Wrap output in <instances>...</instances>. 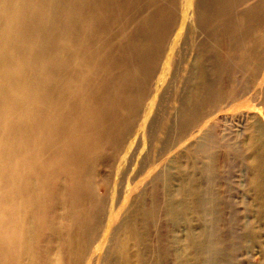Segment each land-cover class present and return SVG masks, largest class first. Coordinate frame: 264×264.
<instances>
[{"label":"bare ground","instance_id":"bare-ground-1","mask_svg":"<svg viewBox=\"0 0 264 264\" xmlns=\"http://www.w3.org/2000/svg\"><path fill=\"white\" fill-rule=\"evenodd\" d=\"M174 2L148 0L145 23L150 31L159 30L151 73L175 59L184 25V37H191L185 8L181 20L171 18ZM55 3L0 0V264H132L134 260L136 264H252L246 258L256 255V264H264V111L230 113L215 100L229 91V100L238 97L234 84L220 85L221 75L233 78L228 61L232 55L251 71L264 66V0H216L208 7L203 24L219 57L213 61L216 74L210 73L211 59L200 54L187 79L190 87L181 108L190 129L181 132L186 138L178 144L192 141L175 156L190 152L192 169L186 180L177 177L176 182L171 166L162 163L156 176L160 156L148 151L133 172L134 177L145 169L147 173L131 187L128 174L134 170V157L138 159L133 143L140 140L138 130L150 116L151 104L144 103L151 90L137 95L126 116L115 121L114 135L102 139L103 114L113 105L111 94L105 95L104 89L103 97L88 94L100 79L99 72L91 67L78 77L74 66L79 55L64 46L70 36L54 13ZM63 18L68 20L66 14ZM66 26L70 29V24ZM74 36L70 47L80 43V34ZM67 54H71L70 68H66ZM103 74L106 81L109 72ZM225 88L229 90L222 92ZM253 90L262 91L258 83ZM202 103L211 106L201 109ZM237 115L252 119L246 125V146L243 143L240 150L250 158L253 187L248 190L253 196L235 220L225 217L220 191L204 188L197 174L215 170L220 153L214 149L222 148L221 142L215 144L210 128L222 117ZM149 175H153L150 184L162 185L160 206L168 227L165 235L157 236L154 257L147 253L145 242L157 222L158 202L151 198L148 204L143 193L147 185L131 196ZM132 243L137 245L135 251Z\"/></svg>","mask_w":264,"mask_h":264},{"label":"rangeland","instance_id":"rangeland-1","mask_svg":"<svg viewBox=\"0 0 264 264\" xmlns=\"http://www.w3.org/2000/svg\"><path fill=\"white\" fill-rule=\"evenodd\" d=\"M92 1L93 2L90 0H57V3L52 4V7L55 9L54 13L61 18L60 24L62 26L63 23V27L65 28L64 33L66 32V35L70 36V38L65 39L64 46L68 49H72V55L76 54L77 57L79 55V64H75L74 66L76 71L81 72L77 73L78 77H82L81 75L84 74L85 70L88 68L89 71L91 67H96L97 72H99L100 79H97L96 83H94L90 89L91 91H87L88 94L92 92L91 94L103 97L104 95L102 92H104V90L105 95L111 94L113 105L103 114L104 124L102 139L104 138L107 140L114 135L115 131L113 132V129L116 126L115 121L126 116L131 101L141 92L144 93L151 90L149 92H151L152 95L150 93V98L148 97L144 103L148 105L149 103L151 104L149 105L151 106L150 116L146 119L145 124L138 130L140 140L136 139L133 143L134 147H138V159L135 156L132 162L131 167L134 168V170H131L129 173L130 175L128 174V182L131 183L129 186L133 185L140 177L143 179L147 173L145 169L143 171L144 174L142 172L138 177H134L136 171L139 169L140 161L145 154L152 155L157 153L158 156H160L159 161L161 167H158L159 169L157 168L154 175H159L160 169H162L164 165L169 164L174 180H176L177 177L186 180L192 169V161L190 160L191 154L187 152L175 157L176 153L184 150L186 145L192 141L188 139L186 143L182 144L183 147L180 145L186 138V136L184 139L181 137V132L190 129V125L187 124L188 122L185 123V120L182 119L181 108L185 104V93L190 87V83L187 82V79L191 76L192 69L195 66V60L200 54L205 53L206 58L209 57L211 59L210 62L207 61L208 67L212 76L216 74V65L213 61L219 59V57L216 58V49L213 45L214 41H212L208 29H206L203 24L206 10L211 4H215L216 0H174L173 7H175L173 8L174 13L171 18H173V21L181 20V14L184 12L185 8L188 19H190L192 24L191 37H184L185 32H187V25H184L185 27L183 26L184 28L180 29L182 33L181 37L183 38L175 45V59L171 58V61H169L167 65L163 64V66H161V63L159 65L160 68H156L153 73H151V69L154 70L155 63L151 56L153 55L155 40L157 38L155 36L159 30L152 32L147 28L148 25L145 23L148 0ZM199 10L201 13H199ZM73 11L75 12L72 14ZM64 14H66L68 20L62 19ZM70 15L72 17H70ZM171 22L172 20L168 22L167 25L173 23ZM66 24H70V29H66ZM75 33L80 34V45L78 44L77 47H70V42L76 36H74ZM166 46H169V43H166ZM83 49H85V51ZM168 49L170 50L169 47L167 51ZM98 53L101 54L99 55ZM223 54L225 53L223 52ZM251 56L252 54H250L249 59H253ZM67 57L68 61L66 62H68V64H66V68L71 64V54H67ZM223 57L228 59V57L226 58L224 55ZM231 58L232 59H228V61H230L231 67L233 68V78H231L230 75L229 78L231 79H226L221 75L220 85L227 83L230 88L234 84L236 87L234 93L236 94L237 92V94H239L238 97L232 101L229 100L232 91H229L227 94H222V98L217 95L215 96V100H218L217 104L220 103L222 105L221 109L224 111L236 114H238L237 112L240 110L248 111L250 115H255L259 108L264 111V66L259 72H254L249 70V66L242 65L239 58L236 57V54H234V57L232 55ZM260 62L263 65V62ZM81 64L82 66L80 67ZM76 71L74 70L73 73H76ZM106 72H109V77L104 81L103 73ZM146 74H149L148 77ZM257 83L260 85L262 91L254 92L253 86ZM150 84L152 85L151 88ZM229 88L223 89L222 92L228 91ZM83 92L86 93L85 90H83ZM217 92H219V90H217ZM210 106V104L202 103L200 108L209 109ZM236 117L233 119L222 117L210 128L209 133L213 134L217 140L215 144L221 142L222 148H217V146H215L214 149L217 151V154L220 153L215 170L208 174L203 172L197 174V182L201 180L203 182L201 185H204V188L211 186V188L220 191L222 204L225 206V217L235 220L243 215L246 203L251 201L253 196V191L248 190L253 187L250 158H248L247 155H242L240 150L243 147V143L244 147L246 146L245 142L248 133L246 125H248L252 119L250 118L248 121L238 115ZM192 130H194V128ZM200 142L201 141L198 143ZM166 147L170 148L166 150ZM205 160L208 162L210 161V159L207 158H205ZM126 167L127 165H125V168ZM161 175L163 177V173H161ZM152 176L153 175L147 176L143 182L144 184L142 183V186L135 188L131 196L133 197L140 193L147 185L148 187H146L143 193L148 204L151 205V198H154L156 203L158 202L157 207L159 210L157 222L155 225H151L150 232L145 242V247L149 248V252L147 250V253L151 257H154L156 253L157 236H159V234L165 235L168 227L162 208V202L164 201L162 185L160 182L157 184L154 183L153 185L150 184ZM176 182H178V180H176ZM131 247L133 251L137 249V245L133 243ZM256 256H248L246 259L248 262L256 264V262L258 263L259 261V257ZM132 264H136L135 260Z\"/></svg>","mask_w":264,"mask_h":264}]
</instances>
